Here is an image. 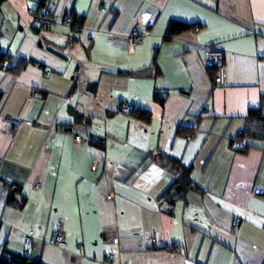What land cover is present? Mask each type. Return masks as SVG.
Instances as JSON below:
<instances>
[{
	"label": "crops",
	"instance_id": "obj_1",
	"mask_svg": "<svg viewBox=\"0 0 264 264\" xmlns=\"http://www.w3.org/2000/svg\"><path fill=\"white\" fill-rule=\"evenodd\" d=\"M173 20L194 27L164 41ZM0 31V54L23 63L0 69V256L28 237L40 264H264V134L233 143L248 110L264 116V0H0ZM165 156L197 191L164 196Z\"/></svg>",
	"mask_w": 264,
	"mask_h": 264
},
{
	"label": "trees",
	"instance_id": "obj_2",
	"mask_svg": "<svg viewBox=\"0 0 264 264\" xmlns=\"http://www.w3.org/2000/svg\"><path fill=\"white\" fill-rule=\"evenodd\" d=\"M41 3H43V0H41ZM72 19V18H71ZM77 19L74 17L72 19L71 26L74 28L80 27L81 23L79 22L78 25H76ZM192 27H194L193 24H187L181 21L173 20L169 22L165 34H164V41H169L174 36L190 30ZM73 28V29H74ZM78 29V28H77ZM9 60V57L0 54V69L5 70H11L14 72H18L22 66L23 63L21 61L17 62L11 69L4 68L3 62L5 60ZM160 101V100H159ZM131 114H136V116L144 121H149V114L145 111H140V109H134L131 110ZM264 134V116L261 113L260 108L256 109H250L247 112V115L245 117V123L236 138L234 139L233 143H244L247 142V140H260L263 137ZM244 146V144H243ZM242 146V147H243ZM168 162H170V165L173 166V169L176 171V176L174 180L171 182L168 189L165 191L164 196L170 197V198H181L185 194L197 191L196 186H194V183L192 182L190 178V169L186 168L182 165H180L176 160H172L169 157H164ZM16 190H14L15 192ZM10 192L8 195V203H11L13 199V193ZM0 264H40V262L31 260V258L26 254L21 255H14L10 253H3L0 256Z\"/></svg>",
	"mask_w": 264,
	"mask_h": 264
},
{
	"label": "built area",
	"instance_id": "obj_3",
	"mask_svg": "<svg viewBox=\"0 0 264 264\" xmlns=\"http://www.w3.org/2000/svg\"><path fill=\"white\" fill-rule=\"evenodd\" d=\"M54 10V5L49 4L45 12H34L32 14V19L35 23H38L40 27H50L53 24V20L51 18V14ZM72 23L71 16L67 15L64 18V24L66 26H70ZM139 27L135 28V30L128 36L126 41L124 42V49L127 54H133L138 46L142 42V32L139 31ZM1 36V31H0ZM61 44L66 50L72 48L73 44L69 38L64 39ZM204 63L213 67L215 69V83L222 85L223 84V73H224V53L216 48H205L204 49ZM4 68L11 69L13 67V62L11 60H5L3 62ZM132 108L129 105H121L119 107V112L125 115H129ZM16 122H10L9 125H16ZM76 141H79V135L75 136ZM241 144H235V148H241ZM252 194L254 196H263L264 197V188H254L252 190ZM240 223L239 218H233L230 224V230L234 231ZM51 242L60 248H64L66 246V241L63 235V232L59 229L55 230L51 236ZM29 243L30 238H26L22 245V251L24 254H27L29 251ZM111 258V256H109Z\"/></svg>",
	"mask_w": 264,
	"mask_h": 264
}]
</instances>
